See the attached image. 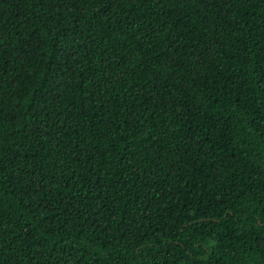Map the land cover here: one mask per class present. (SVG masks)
<instances>
[{
  "label": "trees",
  "instance_id": "trees-1",
  "mask_svg": "<svg viewBox=\"0 0 264 264\" xmlns=\"http://www.w3.org/2000/svg\"><path fill=\"white\" fill-rule=\"evenodd\" d=\"M0 264H264V0H0Z\"/></svg>",
  "mask_w": 264,
  "mask_h": 264
}]
</instances>
